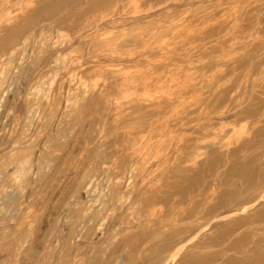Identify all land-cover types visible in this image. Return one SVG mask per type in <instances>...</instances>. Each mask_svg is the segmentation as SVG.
Masks as SVG:
<instances>
[{
	"label": "rangeland",
	"instance_id": "obj_1",
	"mask_svg": "<svg viewBox=\"0 0 264 264\" xmlns=\"http://www.w3.org/2000/svg\"><path fill=\"white\" fill-rule=\"evenodd\" d=\"M0 264H264V0H0Z\"/></svg>",
	"mask_w": 264,
	"mask_h": 264
}]
</instances>
